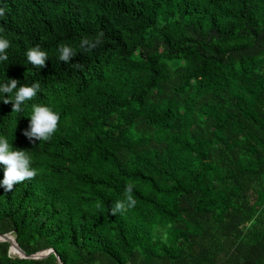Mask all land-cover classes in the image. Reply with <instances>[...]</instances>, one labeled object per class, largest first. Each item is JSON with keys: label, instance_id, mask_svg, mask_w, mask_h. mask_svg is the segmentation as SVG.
Listing matches in <instances>:
<instances>
[{"label": "trees", "instance_id": "obj_1", "mask_svg": "<svg viewBox=\"0 0 264 264\" xmlns=\"http://www.w3.org/2000/svg\"><path fill=\"white\" fill-rule=\"evenodd\" d=\"M0 7V82L40 85L20 113L0 102V135L37 170L0 188V233L29 255L55 251L21 258L0 240V264H264V0ZM32 104L59 113L48 141L23 135ZM129 184L135 207L111 216Z\"/></svg>", "mask_w": 264, "mask_h": 264}, {"label": "clouds", "instance_id": "obj_2", "mask_svg": "<svg viewBox=\"0 0 264 264\" xmlns=\"http://www.w3.org/2000/svg\"><path fill=\"white\" fill-rule=\"evenodd\" d=\"M5 13V8L0 7V16ZM101 43V36L95 38H83L79 47L82 50H90ZM10 46L9 39L0 34V62L8 60L7 49ZM58 60L68 64L70 59L76 55L75 50L69 45H61L57 49ZM28 63L33 66L43 67L45 61L49 58L47 52L39 46H33L25 52ZM40 91L38 82L31 84H20L15 79H7L0 82V102L12 104V111L20 113L24 110L26 102L31 101ZM28 128L23 135L29 141L38 140L48 141L57 130L59 113L47 104H32L30 115L28 116ZM14 137L10 140L6 135H0V165L4 166L3 178L0 179V188L5 192L13 189L14 184H18L26 179L36 175V168L33 166V157L26 150L15 148L12 145ZM133 186L131 184L125 187V195L122 199L115 201L109 209L108 214L115 216L117 213L123 214L125 211L135 207L136 200L133 199Z\"/></svg>", "mask_w": 264, "mask_h": 264}, {"label": "water", "instance_id": "obj_3", "mask_svg": "<svg viewBox=\"0 0 264 264\" xmlns=\"http://www.w3.org/2000/svg\"><path fill=\"white\" fill-rule=\"evenodd\" d=\"M0 240L8 241L11 244L10 251L21 258H29V259H41L48 256L50 253L55 252L54 249H45L35 254H27L18 244L17 238L11 235L10 233L2 234L0 233ZM57 255V254H56ZM59 264H64L60 259L59 255H57Z\"/></svg>", "mask_w": 264, "mask_h": 264}, {"label": "rangeland", "instance_id": "obj_4", "mask_svg": "<svg viewBox=\"0 0 264 264\" xmlns=\"http://www.w3.org/2000/svg\"><path fill=\"white\" fill-rule=\"evenodd\" d=\"M12 254H14V253H12Z\"/></svg>", "mask_w": 264, "mask_h": 264}]
</instances>
